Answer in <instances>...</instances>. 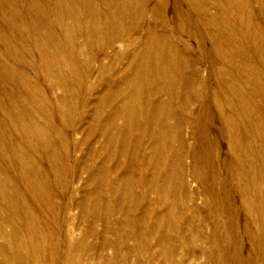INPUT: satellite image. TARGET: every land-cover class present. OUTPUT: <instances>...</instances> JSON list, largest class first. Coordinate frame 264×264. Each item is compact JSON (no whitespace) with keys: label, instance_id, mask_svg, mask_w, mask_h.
I'll use <instances>...</instances> for the list:
<instances>
[{"label":"rangeland","instance_id":"374dc122","mask_svg":"<svg viewBox=\"0 0 264 264\" xmlns=\"http://www.w3.org/2000/svg\"><path fill=\"white\" fill-rule=\"evenodd\" d=\"M0 264H264V0H0Z\"/></svg>","mask_w":264,"mask_h":264}]
</instances>
